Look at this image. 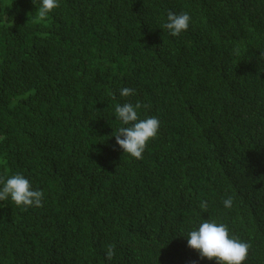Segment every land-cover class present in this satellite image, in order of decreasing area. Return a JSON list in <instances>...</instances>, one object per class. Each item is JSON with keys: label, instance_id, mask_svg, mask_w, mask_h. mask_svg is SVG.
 Listing matches in <instances>:
<instances>
[{"label": "trees", "instance_id": "trees-1", "mask_svg": "<svg viewBox=\"0 0 264 264\" xmlns=\"http://www.w3.org/2000/svg\"><path fill=\"white\" fill-rule=\"evenodd\" d=\"M40 6L0 0V177L44 193L0 201V264H216L187 245L205 220L264 264V0ZM125 102L160 121L140 160L116 144Z\"/></svg>", "mask_w": 264, "mask_h": 264}, {"label": "clouds", "instance_id": "clouds-1", "mask_svg": "<svg viewBox=\"0 0 264 264\" xmlns=\"http://www.w3.org/2000/svg\"><path fill=\"white\" fill-rule=\"evenodd\" d=\"M59 7V0H41V6L37 11V19L45 21L49 14ZM191 17L188 13H167V22L164 28L168 29L173 36H179L189 28ZM135 93L132 88L125 87L121 90L122 97H128ZM142 105L129 102L117 104L115 107L116 118L122 123L114 135L116 144L135 159H143L149 142L155 139L160 129V121L157 117L140 118L139 109ZM0 201L8 200L17 206L27 210L29 207H43L44 193L34 190L29 179L23 174L16 173L6 179L0 177ZM223 204L231 208L233 199L227 197ZM201 208L207 209V202H201ZM189 248L197 251L201 259L215 260L216 264H244L248 259L251 245L242 241L230 233L228 226L224 223L205 220L198 229L192 230L187 236ZM115 255V246L107 245L106 259L111 261Z\"/></svg>", "mask_w": 264, "mask_h": 264}]
</instances>
